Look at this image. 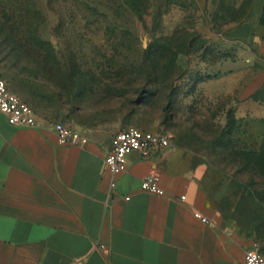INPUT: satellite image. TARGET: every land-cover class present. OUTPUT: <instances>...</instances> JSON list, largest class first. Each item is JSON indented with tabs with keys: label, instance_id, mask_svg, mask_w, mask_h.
Here are the masks:
<instances>
[{
	"label": "rangeland",
	"instance_id": "374dc122",
	"mask_svg": "<svg viewBox=\"0 0 264 264\" xmlns=\"http://www.w3.org/2000/svg\"><path fill=\"white\" fill-rule=\"evenodd\" d=\"M131 1L143 19L129 0H0V74L46 119L83 132L163 131L194 162L209 159L227 176L209 201L215 217L264 252V123L242 126V84L231 98L210 93L247 58V78L264 68L257 42L233 32L250 0Z\"/></svg>",
	"mask_w": 264,
	"mask_h": 264
},
{
	"label": "crops",
	"instance_id": "0c3cea01",
	"mask_svg": "<svg viewBox=\"0 0 264 264\" xmlns=\"http://www.w3.org/2000/svg\"><path fill=\"white\" fill-rule=\"evenodd\" d=\"M263 11L264 0H252L233 30L257 42L262 65ZM249 59L224 70L210 92L231 98L242 84L233 101L242 126L251 117L264 123V100L253 97L264 88V68L247 78ZM35 116V126H18L0 110V264H244L246 249L258 244L215 217L209 201L222 196L227 176L212 171L209 159L194 162L185 144L172 142L148 157L131 152L114 176L105 157L116 132L77 128L88 142L61 144L54 124L62 120ZM152 170L167 194L141 187Z\"/></svg>",
	"mask_w": 264,
	"mask_h": 264
},
{
	"label": "built area",
	"instance_id": "2783aa9c",
	"mask_svg": "<svg viewBox=\"0 0 264 264\" xmlns=\"http://www.w3.org/2000/svg\"><path fill=\"white\" fill-rule=\"evenodd\" d=\"M0 110L5 113L10 123L18 126H35L37 123L35 110L20 95L13 91L4 76L0 74ZM59 143L86 144L88 137L71 124L57 121L54 124ZM111 150L105 157V163L114 176L127 168L128 155L137 151L143 157H148L157 149L166 148L171 144L168 133L152 129L128 125L118 130L111 140ZM157 170H152L144 176L141 187L144 190L165 195L167 191L160 183ZM116 181L111 185L115 186ZM185 199V195H181ZM195 216L204 222H211V218L200 211H195ZM244 264H264V252L255 244L247 248L244 255Z\"/></svg>",
	"mask_w": 264,
	"mask_h": 264
},
{
	"label": "trees",
	"instance_id": "16d2710c",
	"mask_svg": "<svg viewBox=\"0 0 264 264\" xmlns=\"http://www.w3.org/2000/svg\"><path fill=\"white\" fill-rule=\"evenodd\" d=\"M251 2H252V0H250V2H249V5L251 4ZM129 3L131 4V6H132V8L135 10V12L139 15V17L141 18V19H143V9L141 8V6L137 3V2H135V1H131V0H129ZM249 5H248V7H249ZM245 20V19H244ZM261 20H262V22L264 23V11H263V14H262V17H261ZM253 97L254 98H256V99H261V100H264V88L263 89H260V90H258L257 92H255L254 94H253ZM243 142H244V140H242ZM247 142V141H246ZM245 144V143H244ZM229 145V144H228ZM241 152H242V154H246V155H250V150H247V151H245V150H240ZM247 163V162H246ZM255 163H256V161H255ZM247 165V164H246ZM214 166H216L215 164H214ZM244 192H248V191H244ZM260 200V199H259ZM261 202V206H262V208H263V210H264V200H262V201H260ZM264 248V244H263V247H262V249Z\"/></svg>",
	"mask_w": 264,
	"mask_h": 264
}]
</instances>
